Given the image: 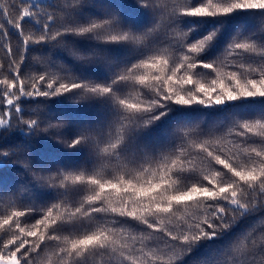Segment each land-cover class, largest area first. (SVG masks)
<instances>
[{
    "label": "snow or ice",
    "instance_id": "obj_1",
    "mask_svg": "<svg viewBox=\"0 0 264 264\" xmlns=\"http://www.w3.org/2000/svg\"><path fill=\"white\" fill-rule=\"evenodd\" d=\"M130 8L0 0V164L24 174L0 179V264H264V0ZM50 137L74 165L44 166Z\"/></svg>",
    "mask_w": 264,
    "mask_h": 264
},
{
    "label": "trees",
    "instance_id": "obj_2",
    "mask_svg": "<svg viewBox=\"0 0 264 264\" xmlns=\"http://www.w3.org/2000/svg\"><path fill=\"white\" fill-rule=\"evenodd\" d=\"M117 3H120L131 10L130 6L134 2V0H116ZM3 18L0 17V20ZM13 47L15 48V41L13 43ZM4 52L0 49V56H3ZM29 70H34V68L30 67ZM104 71H108L107 68ZM41 101L43 98H40V101L33 100L30 104L27 105L28 108H36L38 106H42ZM93 101H80L73 102L69 101L66 104H53L52 101H47V105L55 109L53 114L59 113L66 120H74L78 124L83 121L84 125L87 126L88 122L94 118L99 109H94L92 107ZM211 113L213 110H206ZM222 119L220 115H204L200 117L198 120L193 121V123H199L200 120L205 121L210 128L216 127L219 121ZM175 127V125H173ZM2 131V130H0ZM23 139L31 140L30 136H24ZM36 153L47 162L44 165L47 168H51L55 170L56 168H64L66 166H72L76 163V161L69 159L64 155L66 152L73 151L64 147L63 145H57L56 138L50 137L48 141H42L41 143L34 145ZM89 155V151L85 150L84 157L79 161L80 164H84ZM0 179L3 180L5 185H10L16 181H22L24 179V174L22 172L12 170L11 165L7 168L3 164H0ZM43 192H51V196H44L41 200L35 201L36 203H46L52 202L56 197V191L54 189L44 188ZM36 193L29 189V191L24 195L25 200H32Z\"/></svg>",
    "mask_w": 264,
    "mask_h": 264
}]
</instances>
